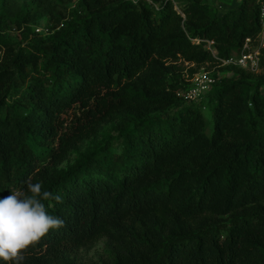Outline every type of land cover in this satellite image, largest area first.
<instances>
[{
  "label": "trees",
  "instance_id": "16d2710c",
  "mask_svg": "<svg viewBox=\"0 0 264 264\" xmlns=\"http://www.w3.org/2000/svg\"><path fill=\"white\" fill-rule=\"evenodd\" d=\"M261 1L0 0V196L39 183L64 221L18 264H264V49L221 64Z\"/></svg>",
  "mask_w": 264,
  "mask_h": 264
},
{
  "label": "clouds",
  "instance_id": "9594fccd",
  "mask_svg": "<svg viewBox=\"0 0 264 264\" xmlns=\"http://www.w3.org/2000/svg\"><path fill=\"white\" fill-rule=\"evenodd\" d=\"M49 196L39 183H29L22 191L10 189L9 195L0 196V264H18L24 250L63 226V219L45 208L43 201ZM54 199L61 201L59 196Z\"/></svg>",
  "mask_w": 264,
  "mask_h": 264
},
{
  "label": "built area",
  "instance_id": "2783aa9c",
  "mask_svg": "<svg viewBox=\"0 0 264 264\" xmlns=\"http://www.w3.org/2000/svg\"><path fill=\"white\" fill-rule=\"evenodd\" d=\"M260 23L261 29L256 39L247 37L244 41L240 54L222 59V65H236L252 72H258L260 69L261 52L264 49V0L260 5ZM212 42H210L211 44ZM216 78L210 71L202 67L188 79L190 82L183 96L190 101H198L209 92Z\"/></svg>",
  "mask_w": 264,
  "mask_h": 264
},
{
  "label": "rangeland",
  "instance_id": "374dc122",
  "mask_svg": "<svg viewBox=\"0 0 264 264\" xmlns=\"http://www.w3.org/2000/svg\"><path fill=\"white\" fill-rule=\"evenodd\" d=\"M211 4L216 6L218 8L219 13H223L229 8H232L239 4L240 0H208ZM50 24L49 16L45 15L39 19L37 24L34 25V29L37 32L46 33L47 28ZM6 34L11 37L12 39H19L21 37L20 31L16 30L15 28H12L10 30H6ZM207 69L210 71L211 74L216 73L219 68L209 66ZM262 69H259L258 72H260ZM257 72V73H258ZM220 74L224 76H230L232 75L231 69H220ZM262 91L264 93V86L262 87ZM203 111L206 115L209 114V111L207 108H203ZM103 242L101 241L95 248L90 250H83L80 253V261L84 264H91L95 261H97L99 257V253L102 250Z\"/></svg>",
  "mask_w": 264,
  "mask_h": 264
}]
</instances>
